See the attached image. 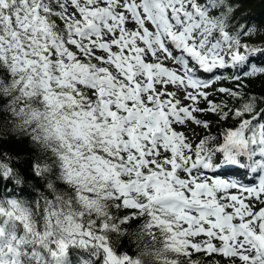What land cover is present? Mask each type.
I'll use <instances>...</instances> for the list:
<instances>
[{
	"label": "snow or ice",
	"instance_id": "snow-or-ice-1",
	"mask_svg": "<svg viewBox=\"0 0 264 264\" xmlns=\"http://www.w3.org/2000/svg\"><path fill=\"white\" fill-rule=\"evenodd\" d=\"M246 2L0 0V264H264Z\"/></svg>",
	"mask_w": 264,
	"mask_h": 264
},
{
	"label": "trees",
	"instance_id": "trees-1",
	"mask_svg": "<svg viewBox=\"0 0 264 264\" xmlns=\"http://www.w3.org/2000/svg\"><path fill=\"white\" fill-rule=\"evenodd\" d=\"M243 11L245 14L244 18L251 19L257 26H259L261 23H264V0H247V2L243 6ZM227 86H231V84H228ZM261 87L262 85L260 81H253L251 83V88L254 91L259 92L261 90ZM215 130L216 129L214 128L213 131ZM3 143L7 150L11 152H20L21 156L25 159L28 157L30 149L26 141L20 143L9 138ZM124 245L126 249L130 247L127 240L124 241Z\"/></svg>",
	"mask_w": 264,
	"mask_h": 264
}]
</instances>
